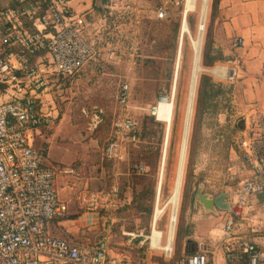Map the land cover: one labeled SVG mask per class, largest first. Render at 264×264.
<instances>
[{"label":"rangeland","instance_id":"374dc122","mask_svg":"<svg viewBox=\"0 0 264 264\" xmlns=\"http://www.w3.org/2000/svg\"><path fill=\"white\" fill-rule=\"evenodd\" d=\"M196 1V10L187 16L190 34L183 37L181 45V1L168 2V15L162 19L155 15L160 0L72 2L75 11L85 18L86 35L96 55L72 75L48 74L45 108L57 114V119L42 126L35 136L36 145L46 158L49 151V157L65 162L55 167L56 176L63 175L73 191L75 202L70 204L67 217L83 224L82 208L87 205L82 203L83 194L91 199L97 196V210L110 227L111 252L144 259L149 264H181L188 241L203 244L213 239L227 212L208 207L200 196L213 200L227 194V202L237 183L246 176L238 142L248 134L256 114L247 118L246 127V116L235 103L232 86L214 81L203 69L207 67L202 59L210 35L211 0L206 8L172 254L168 257L161 251L147 249L142 255L135 246L120 245L125 240L123 231L142 228L150 233L155 205L158 202L161 210L174 187L194 59L191 43L198 35L201 1ZM202 74L221 85L215 95L199 94ZM123 83L129 85L126 104L118 99ZM160 96L173 98L167 139L165 123L152 114ZM121 115L138 120L137 140L123 143L117 157H108L106 146L112 138L113 122ZM162 150H166V157L159 197L156 185ZM141 163L145 170L137 172L136 166ZM170 209L165 208L157 222L164 234ZM261 217L264 223V214Z\"/></svg>","mask_w":264,"mask_h":264},{"label":"built area","instance_id":"2783aa9c","mask_svg":"<svg viewBox=\"0 0 264 264\" xmlns=\"http://www.w3.org/2000/svg\"><path fill=\"white\" fill-rule=\"evenodd\" d=\"M74 1L15 0L18 6L8 1L0 6V264H149L110 254L106 220L92 246L48 232L49 221L65 217L68 204L55 188L56 168L44 163L43 152L34 145V131L57 119L45 108L47 77L52 72L72 75L96 55L83 14L71 6ZM180 1L184 7L186 0H160L156 18L168 15V2ZM200 1L207 8L211 0ZM242 44L240 37L232 41L235 48ZM226 69V80L240 79L243 59L229 60ZM128 98L129 85L123 83L119 102L126 104ZM138 129V120L130 115L115 119L107 156L117 157L123 143L135 142ZM238 147L246 176L230 193L229 208L215 235L221 260L201 243L181 264H264V248L252 242L264 236V203L257 200L258 194H264V114H256ZM136 170L144 172L145 166L138 164ZM86 207V227H91L103 216L93 200ZM153 229L154 225L150 233L142 228L123 231L122 245L154 249L170 257L173 239L169 243L166 235L159 236L152 247Z\"/></svg>","mask_w":264,"mask_h":264},{"label":"crops","instance_id":"0c3cea01","mask_svg":"<svg viewBox=\"0 0 264 264\" xmlns=\"http://www.w3.org/2000/svg\"><path fill=\"white\" fill-rule=\"evenodd\" d=\"M210 28V37H211V48L213 54L218 56V60L210 66L204 67V71L216 82L229 83L232 86L235 103L238 104L239 109L246 116L244 121L247 127V118L249 116L254 117L255 114L262 113L264 114V0H218L217 6L214 14L211 15L209 20ZM242 38L243 44L237 48L232 46V41L235 38ZM202 41V37H201ZM241 57L244 61V74L240 79L230 82L226 80L227 69L226 63L235 58ZM194 66V59H193ZM192 66V72H193ZM192 79V74H191ZM189 95V94H188ZM188 107V103H187ZM187 115V113H186ZM186 119V118H185ZM245 129L243 130L245 133ZM41 127L34 131V145H36L35 136L39 135L41 132ZM166 128V126H165ZM168 130V128H167ZM184 132V130H183ZM165 135L167 139L168 131ZM164 140L166 141V139ZM166 145V143H165ZM52 148L51 146L49 147ZM49 149V150H50ZM181 153V152H180ZM166 150H162L161 161L159 165V174L156 185L157 190H161L164 165H165ZM65 163L61 159H54L49 157V151L47 152V158L45 157L44 163L50 166H56L55 164ZM180 163V156H179ZM178 163V167H179ZM59 167V165H57ZM56 168V167H55ZM58 168H56L57 170ZM178 172V169H177ZM177 178V174H176ZM176 178L172 192L170 193L164 207L160 210L158 208L154 209L153 221H158L161 217L160 215L163 212V209L171 207L172 214L179 207V197L180 189L177 196L176 206L169 204L170 199L172 198L176 186ZM160 179V180H159ZM182 183V179H181ZM181 187V184H180ZM55 188L59 194V197L62 200H65L68 204V209L70 204H73V191L72 188L68 185V180L65 179L63 175H57L55 178ZM84 204H88L90 200H93L97 208V196L95 199H91L90 196H86V193L83 194ZM160 196V193H159ZM257 200L260 203H264V194H258ZM223 202H225L223 200ZM228 202V200H227ZM229 204V203H228ZM175 207V208H174ZM87 208V207H86ZM86 208H82L84 213ZM219 208V207H217ZM221 210H227L219 208ZM69 211V210H68ZM99 212V211H98ZM69 212L63 218L52 219L48 223V232L54 236L65 238L72 242L86 243L91 246L96 243L99 236L102 234L103 224L105 220L99 219L98 223L91 227H86V221H83V224L79 223L78 220L74 217H67ZM75 213V212H74ZM100 213V212H99ZM101 214V213H100ZM81 227H86L87 230L82 229ZM141 229V228H140ZM172 228L170 229V233ZM214 235L219 233L214 232ZM156 236L154 242L159 236V232H155ZM165 236V234L163 235ZM209 242L203 243L207 246L210 253L214 254V258L221 260V252L218 248V244L215 239L216 236L212 237ZM110 242V239H109ZM253 244L259 248H264V236L256 238L253 241ZM123 241L120 243L122 246ZM198 245V243L188 241V246L191 248L193 245ZM119 245V244H118ZM147 249H141L140 254H146ZM154 250V249H153ZM158 251V250H157ZM111 255H120L121 253L111 252ZM123 254V253H122ZM121 254V255H122ZM211 255V254H210ZM126 256V255H123ZM129 258V257H128ZM139 260V259H134ZM145 261L144 259H140Z\"/></svg>","mask_w":264,"mask_h":264},{"label":"bare ground","instance_id":"6f19581e","mask_svg":"<svg viewBox=\"0 0 264 264\" xmlns=\"http://www.w3.org/2000/svg\"><path fill=\"white\" fill-rule=\"evenodd\" d=\"M196 8H197V1L196 0H186L185 6L183 7V10H182V13H181L182 17H181V22H180L179 44L181 43L180 41H182V39H183V37L185 35H189L190 34V30L188 28L189 26H188V22H187V16H188L189 12L195 11ZM205 19H206V8H205L204 4H201V8H200V11H199V23H198L199 27L197 28L198 35H197V37L195 39H192V43H191L193 54H194V66H193L192 79H191L190 90H189V95H188V107H187V115H186V119H185V123H184L182 147H181V150H180L181 151V153H180V163H179L178 172H177L176 186H175L174 194H173L172 198L170 199V203H169V204H172L174 206H176V204H177L176 203L177 202V196H178V193H179L181 179H182V174H183V163H184V159H185L187 134H188L189 126H190L191 108H192V103H193L194 95H195V82H196V79H197V74L199 72L198 61H199V54H200V48H201V37L203 36V25L205 26ZM180 47L181 46L178 47V51L179 52L177 51V59H176V65H177L178 69H179V63L177 64V62H178V59H179V53H180V49L179 48ZM154 112H155V115H156V119L159 120V121L162 120L161 122L165 123L166 133H167V131H168L167 128L168 129L170 128L171 121H172L173 98L171 97V100H169V99H167V100L160 99L158 101L155 109H154ZM158 192L160 193V188H159V190H157L156 193L158 194ZM158 205H159V203L157 202V204L155 205V210L158 208ZM178 210H179V207L172 214V209H170L169 224H168L167 231L165 232V235L167 236V239H168L169 243L171 242L172 239H174V236H175L176 216H177ZM157 222L158 221H153V223H151V227L154 225V229L152 230V235H151V239H152L151 246L152 247L155 246L159 236H163L164 235V232L157 228ZM171 228H172V232L170 233V229ZM156 231H158L160 234L157 237L155 243H153L154 242V238L156 236V234H155Z\"/></svg>","mask_w":264,"mask_h":264},{"label":"trees","instance_id":"16d2710c","mask_svg":"<svg viewBox=\"0 0 264 264\" xmlns=\"http://www.w3.org/2000/svg\"><path fill=\"white\" fill-rule=\"evenodd\" d=\"M5 1H8L9 4H11L13 6H18V4L15 2V0H0V6L4 5ZM217 1L218 0H214L213 3H212V10L213 11L211 12V15L214 14V12L216 10ZM217 60H218V56L213 54V51H212V48H211V37L209 35V41H208L207 45L205 46L204 52H203V59H202L203 65L204 66L213 65ZM220 86H221L220 84H216V83L212 82L211 79L208 76L202 74L201 78H200L201 90H199V94H201V95L202 94L203 95H212L213 96V95H215V89L218 90V88ZM121 116H123V115H121ZM191 252L192 251L190 250V247L188 246V251H187L186 255L191 253Z\"/></svg>","mask_w":264,"mask_h":264},{"label":"water","instance_id":"95a60500","mask_svg":"<svg viewBox=\"0 0 264 264\" xmlns=\"http://www.w3.org/2000/svg\"><path fill=\"white\" fill-rule=\"evenodd\" d=\"M227 197V194H220L219 196H216L213 200L206 199L204 195H201L200 198L206 204L208 207L214 208L219 207L222 209L229 208L228 202H223V200ZM197 248V245H193L190 250L194 251Z\"/></svg>","mask_w":264,"mask_h":264}]
</instances>
